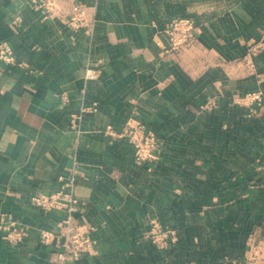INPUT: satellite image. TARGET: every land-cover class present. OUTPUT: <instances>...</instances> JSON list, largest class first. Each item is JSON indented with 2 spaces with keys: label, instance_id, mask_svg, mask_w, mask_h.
I'll return each instance as SVG.
<instances>
[{
  "label": "crops",
  "instance_id": "obj_1",
  "mask_svg": "<svg viewBox=\"0 0 264 264\" xmlns=\"http://www.w3.org/2000/svg\"><path fill=\"white\" fill-rule=\"evenodd\" d=\"M75 7L82 28L66 23ZM177 18L194 29L176 50L166 30ZM263 37L264 0H71L52 19L28 0H0V42L16 58L0 62V215L26 231L17 246L0 237V264H56L39 231L56 232L63 213L30 198L69 177L95 253L64 264H251L264 180L249 140L264 137V103L249 114L245 96L264 100V51L249 56ZM136 123L158 138L140 165L121 136ZM152 222L177 233L171 248L150 243Z\"/></svg>",
  "mask_w": 264,
  "mask_h": 264
},
{
  "label": "built area",
  "instance_id": "obj_2",
  "mask_svg": "<svg viewBox=\"0 0 264 264\" xmlns=\"http://www.w3.org/2000/svg\"><path fill=\"white\" fill-rule=\"evenodd\" d=\"M71 0H28L30 6L35 10H41L44 18H54V12L60 2H70ZM74 12L68 16L66 23L73 29L85 26L84 11L74 8ZM194 26L187 19H174L168 29L167 34L172 37V48L178 49L191 42ZM177 34L178 37H174ZM257 50H264V38L256 43L249 52V56L255 54ZM0 62L6 65H14L16 58L6 43L0 42ZM96 74L92 69H86L84 78L87 81L95 79ZM249 104V114L255 112L253 105L257 107L263 105L264 100L261 92L248 93L246 96ZM96 110V103L81 105L76 113L70 115L69 126L77 129L81 123L82 116L88 112ZM121 136L125 137L134 150V162L145 164L156 158L155 151L158 146L156 135L145 128L141 123L127 125ZM264 144V141H263ZM264 178V163L258 166ZM62 180V179H60ZM33 206L44 214L55 211L63 213L60 221L56 222V232L48 229L39 231V240L42 245L54 246L56 248V264H64L68 260H76L80 254L95 253V241L91 237L92 228L84 223H79L74 218V212L78 201L74 195V179L69 177L63 181L62 185L54 192L48 194H36L30 198ZM0 237L9 246H17L26 238V231L10 215H0ZM150 241L158 249L168 248L174 242V231L161 229L153 222L150 229ZM172 245V244H171Z\"/></svg>",
  "mask_w": 264,
  "mask_h": 264
},
{
  "label": "rangeland",
  "instance_id": "obj_3",
  "mask_svg": "<svg viewBox=\"0 0 264 264\" xmlns=\"http://www.w3.org/2000/svg\"><path fill=\"white\" fill-rule=\"evenodd\" d=\"M264 38V37H263ZM261 41V40H260ZM259 41V42H260ZM262 50H257L255 51V54L252 55L250 58L256 56V54H258V52H260ZM264 51V50H263ZM251 64V63H250ZM252 65V64H251ZM158 139V138H157ZM254 172L258 173L259 176H261V178L264 180V178L262 177L260 171L258 170V166L260 164H263L264 163V160H259V159H255L254 160ZM156 223L161 229H165V230H172L174 231L173 229H170V228H167V227H162L160 226V224H158L157 222H154ZM153 224V222H152ZM151 224V226H152ZM151 229V228H150ZM149 241H150V231H149ZM176 238H177V233L174 231V242L171 243L172 245L176 242ZM257 238V237H256ZM151 243V241H150ZM170 244V246L168 248H163V249H160V250H166V249H169L172 247V245ZM246 248L244 249V257L246 256L247 260L249 261V263L253 264V262H256L257 258L259 257L260 261L261 262H264V236L262 238H257V240L251 242L249 245H246L245 246ZM264 264V263H263Z\"/></svg>",
  "mask_w": 264,
  "mask_h": 264
},
{
  "label": "trees",
  "instance_id": "obj_4",
  "mask_svg": "<svg viewBox=\"0 0 264 264\" xmlns=\"http://www.w3.org/2000/svg\"><path fill=\"white\" fill-rule=\"evenodd\" d=\"M264 137L256 136L255 134L252 135V137L249 140V144L251 145V148L253 150V159H252V165H253V170H254V160L257 158L259 160H264ZM252 170V171H253ZM254 172V171H253ZM251 175V173H250ZM253 175V174H252ZM245 187V182H241L240 188L243 189Z\"/></svg>",
  "mask_w": 264,
  "mask_h": 264
}]
</instances>
